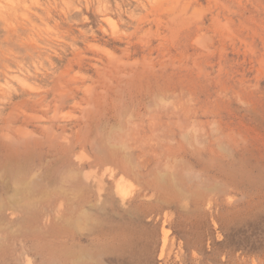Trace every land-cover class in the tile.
Returning a JSON list of instances; mask_svg holds the SVG:
<instances>
[{"label":"rangeland","instance_id":"374dc122","mask_svg":"<svg viewBox=\"0 0 264 264\" xmlns=\"http://www.w3.org/2000/svg\"><path fill=\"white\" fill-rule=\"evenodd\" d=\"M0 264H264V0H0Z\"/></svg>","mask_w":264,"mask_h":264},{"label":"bare ground","instance_id":"6f19581e","mask_svg":"<svg viewBox=\"0 0 264 264\" xmlns=\"http://www.w3.org/2000/svg\"><path fill=\"white\" fill-rule=\"evenodd\" d=\"M220 148H221V147H220ZM222 151H223V150H222ZM141 157H142V156H140V159H141ZM145 157H146V156H145ZM175 161H177V160H175ZM135 163H136V162H135ZM174 163H175V162H174ZM136 164H137V163H136ZM147 166H148V165H147ZM165 166L167 167V165H165ZM135 167H136V166H135ZM169 169H170V168H169ZM185 173H186V174H189L188 172H185ZM185 173H184V174H185ZM186 176H187V175H186ZM186 176H184L185 179H186ZM192 178L194 179V178H197V177L195 176V177H192ZM172 180H174L173 177H172ZM197 180H199V179H197ZM161 181H162V180H161ZM181 181H182V180H181ZM182 183H183V182H182ZM196 184H197V183H196ZM196 184H195V185H196ZM178 185H179V184H178ZM182 185H183V184H182ZM182 185H181V186H182ZM124 204H125V203H124ZM122 208H123V207H122ZM127 215H128V214H127ZM128 216H129V215H128ZM137 218H138V217H137ZM144 221H145V220H144ZM144 221H143V222H144ZM145 223H147V222H145ZM165 238H166V236H165V234H164V236H163V238H162L161 245H159V246H160V247H159L160 249L158 250V253H161V252H162L163 245H164V242H165ZM215 243H216V241H215ZM233 243H234V242H233ZM234 244H235V243H234ZM205 246H206V245H205ZM207 248H208V247H207ZM235 250H236V249H235ZM205 251H208V250L206 249Z\"/></svg>","mask_w":264,"mask_h":264}]
</instances>
